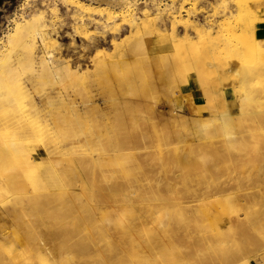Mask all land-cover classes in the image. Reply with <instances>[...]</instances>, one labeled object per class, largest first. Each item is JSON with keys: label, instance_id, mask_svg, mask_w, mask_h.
Listing matches in <instances>:
<instances>
[{"label": "rangeland", "instance_id": "obj_1", "mask_svg": "<svg viewBox=\"0 0 264 264\" xmlns=\"http://www.w3.org/2000/svg\"><path fill=\"white\" fill-rule=\"evenodd\" d=\"M83 1L87 2L88 0H83ZM89 1H90L89 3H91V4L105 5V6L113 8L114 10H121L123 8V5L121 4L122 0H115V1L111 0L112 2H108V0H104V1L103 0H89ZM157 1H159L160 3L162 2V4H164V3L170 4L171 3V1H169V0H157ZM231 1L232 0H174L173 1V8L175 11L178 8L182 9V7H183V9L181 11V13L183 15H181V13H180L181 17H179V19H177V20H179V21L181 20L180 22L186 23V22H184L185 20L190 21L193 19L192 20L193 22H195L199 27H202L204 30L206 29L207 32L205 30L203 32H200L201 33L200 36H197V34L194 33L195 30H193L191 28H185L184 29V27L182 28L181 26H179V27L176 26L177 28H175L176 29L175 37H177V38L174 37L173 40H171V38H170L171 37L170 35H172V32L170 30H168V29H170L172 19L169 15L166 16L165 14H163L160 11V7H159V9H157L158 7H156L155 2H153V0H137V3H138L137 11H138V13H140V10L142 8H145L147 11L150 10L149 13L146 11L147 12L146 16L150 22L147 24V26L138 21L139 23L137 25L130 24L127 26H123V29H121V30L119 29L120 31L117 29V28H120V26L118 24L119 20L122 17L120 14H117L113 18L114 21H113V19L110 20L108 25L106 26L105 20H104V14H102V15L85 14V15H83V18L80 19L77 16V14L79 12L77 10H75V8H73V6H70L69 4H67L64 0H44V3H42V0H35L34 2H33V0H11L10 2H6V3L4 2V3L0 4L1 5L0 34L5 33L7 30H9L11 28V26L13 24L12 19H21L24 16H28L30 14V12H33V13L36 12L37 13L39 11H45L46 12V18L48 19V20L46 19V23L48 25L50 24L47 27L49 29H50V27L52 28L50 30H52L53 32L50 31V33L52 32L51 35L54 36L58 41V47L56 46L53 50L54 59H57V58L62 59V60L64 59V61L72 69H75L76 71L79 70L78 71L79 73L81 71L86 73L84 75H81V77L68 76L67 78H65V79L62 78L60 80V79L53 78L49 74H46V75L44 73L42 75H41V73L36 74L37 72L35 73V71L32 68H28L29 66L32 65V64L29 65V60L24 61V59H23L21 61V64H17V63L15 64V66L16 65L20 66V67L17 66L18 68L16 67V69H17V70H15L16 74L14 73V77H16L15 82L19 83L17 85V87L18 88L20 87L21 90L23 89L26 91L25 100L33 99L35 101L37 109L39 108L38 109L39 112L37 113V115H35L36 117L34 116L36 120H38L41 123L42 122H44V123L53 122L54 123L53 128L51 130L47 131V132H50V134L48 133V135H51V136L53 135V137L48 136L45 133H43L40 137L35 139L36 141H31L27 136H20V138H16L14 136L12 137V133H10V130H6V131L3 130V131H0V134H1V136H0V142H1L0 148L4 147L6 145V143L8 144V143L12 142V140L13 141L17 140L20 142H24L22 144V146L25 149H27L29 156L31 155L30 157H32L34 159H41V158L47 157L46 151L41 149V148H37L36 150H33L32 148L36 144H38L39 146H42V145L48 143L47 141L50 138H52L53 140L51 139V143H50V145L52 146L51 147L52 153L56 154L55 152H57L58 150H59V152L56 155L53 154L51 156V158H49L50 163H51V168H49L47 166L42 168L41 173L43 174V176L45 174V176H44L45 178L43 177L45 179V181H44V179H42L41 181H44V183L46 185H44V183L42 182V183H40V185L37 184L34 187H29V186H31V185L28 186V184H30L29 183L30 181L28 179L26 180L24 178H20L19 179L20 185L24 186V189L21 188V189L16 190L17 192H13V194L8 195L0 203V208H1L0 213L4 216L3 218L0 217V248L2 247L1 250H3L2 251L3 253L0 252V253H2L1 255L3 257L1 256L0 258H1V260H2V258L3 259L5 258L3 260L4 262L0 260V264L1 263L2 264L3 263H5V264H29V263L30 264H36V263L37 264H101L102 263V264H104V262L99 263V261L103 260L102 259L103 256L108 255L106 245L104 246V242H106V239L110 238V241L114 240L113 242H115L119 247H121V249H122V247H126L127 250H131L129 248H131L132 246L128 245V243H129L128 240L130 241L131 244H133V242L130 239L131 238L130 232H128L129 235H128V233L127 234L121 233V232H127L126 227L128 228V226H130L129 224L133 225V228L135 227V229L138 226L137 227L138 230L137 229L134 230L133 236H135L134 238L136 240L139 239V242H137L139 244V246H137V248H139L140 250L139 249L137 250L139 255L137 253H135L131 257H128L130 260H128L127 257L126 258L123 257L124 259L122 258L124 261L125 260L130 261V262H128V264H130V263L133 264V263H137V262H140V263L145 262L147 264H163V263L166 264V262L168 264H170V263L171 264H174V263H176V264H189V263H187L189 261H191L190 264H196L198 261H194V263H193V260H190V258L195 260V257H198V256H195V257L192 256V253H191L192 247L189 246L191 248H188V245H190V243L188 242V238L190 235H188V237H186L187 234L189 233V234H191V236L196 235V233L194 234V232H198V231L199 232L204 231V233H206V232L208 233L210 231V233H211V226H210L211 220L208 219V216L211 215V216H209V218H212V216L214 215L213 213H215V211H214L215 209H212V208H215L214 203H216L218 206V202H213V201L214 200L216 201L218 199L219 202H221V201L223 202L224 198H226V197H231V198L233 197V198L237 199V197H235L234 193L238 195L237 201L239 202L238 205L240 207L237 206L238 207L237 208L235 206L236 207V209H235L236 213L231 214V219L222 224V226L224 227V228L221 227V229L223 228L222 233L223 234L225 233L224 235L228 236L229 238L235 237L236 235H237L236 237H238L239 235L236 232V231H238V230H236V229H238L237 225L242 226V228H241L242 230L239 229V231L240 232L242 231L243 234H245L244 231H246L245 227L247 229V233L252 232V230H253L252 233L254 234V233H257V231H258L257 234L253 235V236L256 235L254 237L255 239L253 238L252 233H249L251 235V236L250 235L249 236L251 238H253L252 241L248 238L247 233L245 235L242 234L243 236L241 239V241H242L241 243H242L243 247H242L241 243L239 242L238 244H239V247L241 246V248H238L236 252L240 251L241 256H243L244 259H247L249 262H251V264H259V263L263 264V261L261 259L260 254H261V252H263L262 254L264 255V237H263V235H264V231H263L264 230V228H263L264 217L263 216L264 215L262 216V214H264V210H263L264 209V207H263L264 206V200H263V203H261L262 198H263L262 194L264 195V178H263V176H264V171H263L264 170V134L261 135V134H257V132H253V133H251V132L259 130V129H257L259 125L260 126L262 125V127H264L263 121L261 122V119L264 118V73H263L264 72V65L258 64V65H261V66H258L256 64L253 69L252 68L250 69L249 72H246L248 67L243 66V71L246 72V74H247L246 78L243 79V81L239 80V79L233 80L234 75L229 73V72L222 75V76H220L218 74L221 67H223L222 64H224V60H226V52H225L226 50H225V47H224V44L222 41H223V39L225 40V38H230L229 36L233 35V34L226 35L225 31H221L223 29V26H225V24L228 22V20H231V19H228V17H225L227 15V14L225 15V13L228 10H230L234 13L238 12V11H236L237 10L236 7H234V5L231 4L233 1L232 2ZM236 1H240V0H236ZM236 1H234V2H236ZM180 2H182L184 5H182ZM222 2L224 3V5ZM234 2H233V4H234ZM179 3H180V5H179ZM225 4H226V6L228 5L227 8H225ZM174 5L176 8L174 7ZM28 6L30 7V10L27 8ZM54 6H56V8ZM31 7H32V9H31ZM50 7L52 8V10L57 9L58 13L51 14L50 13V11H51ZM251 7H252V5H251ZM38 8H41V9L38 10ZM191 10L194 13V15L193 14L191 15V13H190ZM194 10L196 12H194ZM186 13H188V14L190 13L189 16H191V17L186 15ZM222 13L224 14V16H221ZM184 14L186 16H184ZM55 15H56V17H55ZM180 18H182V19H180ZM222 18L224 19L225 23H224ZM208 19H209V21H208ZM221 19H222V22H221ZM218 21L221 22L220 23L221 26L224 23L221 30H220L221 27H218L219 26L217 23ZM198 22L200 24H198ZM208 22H210V23H208ZM207 25L213 26V28L209 29V27ZM137 27H138V29H137ZM82 28H84L87 31V35L89 34L88 35L89 38H86V37H84V35L78 33V31L81 30ZM240 28L242 29V27H240V26L238 27V29L236 27L237 30H240ZM111 29H112V31H111ZM116 29H117V32H116ZM146 30L148 33L146 32ZM220 32H223L222 33L223 35L220 34ZM186 34L192 35V37H193L192 42L187 46L185 45V37H184ZM181 35L183 37H181ZM139 36L141 37V39L143 38L145 40V45L142 46L145 49L144 48H140V49L136 48V44L134 42H138L140 40ZM209 36H210L211 40H210ZM135 37L136 38L139 37V39L137 38V40H136ZM134 38H135V40H134ZM216 39L217 40L219 39V40L217 41ZM161 40H167V41H165L164 47L161 46V43H162ZM121 41H122V43H121ZM210 41H212L213 43H211ZM220 41L222 42V44ZM207 42L208 43L210 42L211 44L209 45ZM131 46L132 47L135 46L134 47L135 49L134 48L131 49L132 48ZM196 46H198L199 49H197L198 47L196 48ZM211 46H213V47H211ZM178 47H179V49H181L179 51H182V52L184 51V47H189V48L191 47L190 49L196 48L195 50L200 54V56L198 55V60L196 61V63L184 61V58L182 57L183 53L178 51ZM209 47H211V48L209 49ZM102 48H103V50H102ZM113 48H114V50H113ZM101 50L103 52H101ZM36 51L37 52L35 54V58L38 57L39 54H41L40 49H37ZM127 51H128V53H127ZM97 52L99 55L97 54ZM111 52H113V53H111ZM107 53H109V54H107ZM143 55H145V56H143ZM92 56L97 57V58L99 57L101 61L98 60L99 58L95 59V61H93ZM106 57H109V58H106ZM144 57L145 58L147 57V59H145ZM203 58H205V59L202 60ZM102 59L104 60V62L105 61L106 62L113 61V63L110 62V64L112 63L110 65L109 63L105 62V64H107L106 66H108V68H106V66L104 65L105 67L102 70V68H103L102 67V62H103ZM200 59L202 60L201 62H200ZM207 59H209V60H207ZM238 59H240L239 56H235L233 61L235 62ZM99 61H100V63H99ZM127 61H129L130 63ZM168 61H170V63ZM207 61H209V62H207ZM198 62H200V63H198ZM218 63H219V66H218ZM248 63H250V62H248ZM248 63H246V65ZM26 64H27V66H26ZM94 64H95V67H94ZM196 64H197V66H196ZM250 64H252V63H250ZM250 64H248V66ZM98 66H99V68H98ZM100 67H102V68H100ZM214 67H216V68H214ZM83 68H86V70L85 71L82 70ZM112 68H114V69H112ZM195 68H197V69H195ZM108 69H109V71H108ZM33 71H34V73H33ZM108 72H110V73H108ZM212 73H214V74H212ZM135 75H137V76H135ZM256 76H257V78H256ZM14 79L15 78H13L12 82L14 84H16L14 82ZM169 80H170V82H169ZM130 81L133 83H131ZM167 81L169 82L170 86H169ZM129 83H131V84H129ZM183 83H186V84H183ZM225 83H227V85ZM15 88L16 87H13V89H15ZM18 88H17V90H20ZM203 90H206L207 93H205V91H203ZM208 90H211L213 92L215 90V93L213 95V97L216 96V97H214V101H215V109L214 110L213 109L208 110L206 107L201 105L202 103H204L206 97L208 98L209 96H211L209 94ZM245 90H253V94L254 93L256 94V95L254 94L256 97L255 98L256 102H252V100L244 98ZM169 91H171L172 93ZM222 91H223L222 96H225L227 99L226 98L222 99V97L220 95V93ZM48 94L51 96L50 98L46 97V95H48ZM59 95H61V97H64V98H61ZM148 95L150 97H148ZM188 95H191L192 98L191 97L188 98ZM66 96H67V98H66ZM218 98H220V99H218ZM118 99H120V100H118ZM72 102L76 106L78 105V108L80 109L79 110L80 112L77 113L78 115L76 114L77 117L74 116V118L73 117L71 118V116H73V115L71 114L70 107H69V105H71ZM248 102L250 103L251 107L255 106L256 103L259 104L260 106L258 107V105H256L257 109H256V107H252V108L250 107V110H249V107H248L249 104H247ZM194 103H197V104H194ZM150 104H152V105H150ZM191 104H192V106L190 107ZM83 105L85 108L82 109ZM111 105H113V106H111ZM90 106H92V108ZM251 109H252V113H254V114L256 113V115L259 116V118H256V117L255 118H247L246 117L247 112L250 113ZM253 110H256V111L254 112ZM242 111L245 114L244 113L242 114ZM224 112H229V115H228L229 119L226 118V120H229L227 122L231 123V124L228 123V127H230V133H226L225 135L219 134L217 128H214L216 123L221 120L220 114L224 113ZM69 113L71 114V116L69 115L70 119H69V116L66 117L64 115V114L68 115ZM79 114H81V115H79ZM54 118L55 119L57 118V122H59V123H57ZM205 118L208 119L207 120V127H206L207 130L203 131L200 127V121H203V119H205ZM230 118H232V119H230ZM76 120L78 121V123ZM191 120H193V122ZM81 121H83V123H81ZM131 121H132V123H131ZM215 121H216V123H215ZM75 122L78 125L75 124ZM60 123H61V125H60ZM112 123H116V124H114V126H113ZM184 123L186 126L184 125ZM118 125H120L121 128L120 127L116 128V126L118 127ZM196 125H198L197 128L195 127ZM213 125H214V127H213ZM114 127H115V130L117 133L115 132ZM55 128H57V129H55ZM133 128H134V130H133ZM135 128H137V129H135ZM198 128L201 129V130H199V132L201 131L200 134H202V135H200L199 132L197 131ZM206 128H204V129H206ZM210 128H211V130H209ZM80 129H82V130H80ZM117 129H119V130H117ZM231 129H232V131H231ZM262 129H264V128H262ZM52 130H53L54 134H51ZM166 130L169 133H167ZM171 130H173V131L171 132ZM244 130H247V131H244ZM2 132H4V133H2ZM135 132H137L138 134ZM162 132H164V133H162ZM203 132L205 134H203ZM71 134H73L76 137V139L77 138L79 139L80 138L79 136L81 135V138L79 140L78 139L76 140L75 137H73V135H71ZM134 134H135V137H134ZM136 134L139 136H137ZM252 134H253V136H251ZM62 135H63V137H62ZM94 135H96V136H94ZM174 135H177V136H174ZM200 136H201V138H200ZM120 137H121L122 142H120V140H119ZM237 137H239V138H237ZM140 138H142V139H140ZM156 138H158V139H156ZM160 138H162V139H160ZM86 139H88L87 140L88 142L85 141ZM198 139H200V140H198ZM208 139H209V141H208ZM236 139H237V141H236ZM206 140H207V142H205ZM124 141H126V142L131 141V142L130 143L128 142V145H127V143ZM201 141L203 143L204 142L205 143L202 144ZM81 142H84V143H81ZM136 142H137V144H136ZM162 142H163V144H162ZM123 143H126V144H123ZM53 144H56V146ZM83 144H85V145H83ZM120 144H123V147L124 146L125 147L122 148L120 146ZM143 144H145V145H143ZM147 144H149V146H147ZM76 145H78L79 147ZM165 145L169 146V148L166 146L168 148L167 151H165L167 149V148H165ZM194 145H195V147H192ZM153 146L155 147V149ZM176 146H177V149H176ZM68 147H69V149H66ZM112 147H114V148L112 149ZM151 147L153 150L151 149ZM163 147L165 148V150L163 149ZM107 148H109V149H107ZM261 148H263V149H261ZM114 149H116V150H114ZM53 150L54 151L56 150V151L54 152ZM105 150H108V151H105ZM210 151H212V152H210ZM113 152H114V154H113ZM254 152H255V154H254ZM84 153H86L87 155L86 154L84 155ZM232 153H233V155H232ZM235 153H237V155ZM257 153H258V155H256ZM88 154H89V157H88ZM244 154L245 155L247 154L246 157H244L245 156ZM250 154H251V156H250ZM91 155H92L93 160L98 159V161H99V159H100L101 161H99V162H101L102 165L101 164L99 165V163H98L97 164L98 166L96 165L97 167H95L93 163H90L91 162L90 161ZM194 155H195V157H193ZM82 156H83V158H81ZM131 156H132V158H134V157L135 158L132 160ZM138 156H140V157H138ZM190 156H191V158H190ZM87 157H88V159H87ZM103 157H105V158H103ZM85 158L87 161H89L88 162L89 164H87V165H85L86 164V162L84 161ZM185 158H187V159H185ZM136 159H137V162H136ZM239 159H240V161H239ZM75 160L76 161L80 160V161H78L79 163H76ZM15 161L16 160H14V158H12L10 155H7V154L5 156H3L2 160H0V171L5 174V177L7 176L6 178L15 177L14 175L17 173L16 172V166L17 165H16ZM133 161H135V162H133ZM70 162H73L74 164L70 163ZM180 162H181V164L179 165ZM182 162H184L185 164L182 165ZM134 163H136V164H134ZM260 163H261V165H260ZM68 164L73 165V166L71 165L72 169H68ZM218 164H219V167L217 166ZM83 165L86 166L87 169L88 168L90 169V170L88 169L89 172L87 170H85L86 167H84ZM136 165L139 166V169L136 168L137 170L134 169ZM169 165H171V166H169ZM256 165H259V167L261 169L259 167L255 168ZM132 167H133V170H132ZM207 167L209 168V170ZM52 168H53V170H52ZM96 168H98V169H96ZM105 168H106V170H105ZM151 168H152V170H150ZM157 168H159V169H157ZM44 169H46V170H44ZM64 169L67 171H65ZM74 169L76 170L75 175L73 173ZM92 169H94L96 173L93 172ZM142 169L144 172L141 171ZM169 169H170V171H169ZM68 170L71 173H67L68 175H66L67 176V178H66L65 173L69 172ZM45 171H46V173H45ZM64 171H65V173H64ZM100 171H101V173H100ZM122 171H126V172L128 171L127 172L128 176H126V174H125L126 172L123 173ZM140 171L143 175L140 173ZM148 171L150 172V174L148 173ZM156 171L158 174L156 173ZM248 171H250V172H248ZM98 172L100 173L99 175H101L100 178H98L99 177ZM79 173H81V175ZM240 173H242V174H240ZM249 173H250V175H249ZM253 173H255V174L253 175ZM9 174H11V175H9ZM69 174H71V175H69ZM83 174L86 176V178L84 177ZM87 174L91 175L89 177H92V175H93V179H95V180L93 181L92 178H91V180L88 179L89 177L87 176ZM167 175H168V177H169V175H171L172 178L166 177ZM199 175H200V177H199ZM78 176L82 180H84L83 182H81L82 183L81 186L85 184L84 185L85 187L79 186L80 182L78 183V181H77V179L79 178ZM115 176H118L117 177L118 181H117V178ZM144 176L146 177V179ZM241 176L243 178H241ZM125 177L128 178L129 181ZM68 178H70L69 179L70 182H69ZM97 178H98V181H97ZM119 178L121 180H119ZM215 178L218 180H216ZM253 178H254V181L252 182ZM236 179H237L238 183L236 182ZM255 179H257V180H255ZM134 180H136V181L134 182ZM41 181H39V182H41ZM72 181H73L74 185L72 184ZM74 181L77 183H75ZM116 181L119 183H117ZM121 181H122V183H121ZM219 181L220 182L223 181V182L220 183ZM52 183H53V185H52ZM97 183L99 184L98 186H97ZM169 183H170V185H169ZM241 183H244V184H241ZM41 184L43 185V187ZM50 184H51V187L49 188L48 186ZM102 184H104V185L102 186ZM107 185H108V187H107ZM219 185H220V187L221 186H227V185L229 186L228 191H226V192L223 191V192H221V194L216 193V194L220 195L219 196L220 198L217 195L215 196V194L213 195L212 193H210V191H212L214 188L215 189L213 191H215L216 188H219L218 187ZM39 186H41L42 189L36 191L37 190L36 188H39ZM109 186L115 187L114 191L118 190L117 191L118 193L114 192V194H113L112 193L113 191H111L110 189L108 191ZM45 187H47L48 190ZM95 187H96V190L94 189ZM104 187H107V188H104ZM102 188H104L103 189L104 191H102V194L106 193V192L108 194L106 193V194L101 195ZM33 189L34 190L36 189L35 190L36 192L33 191ZM192 189H193V191H192ZM209 189H210V191H209ZM142 190H143V193H142ZM183 190L187 191L186 192L187 195L189 193L193 196L196 195L195 196V198H196L195 203H198V204L202 203L204 205V207H203V208H205V210L203 211L204 213H196L194 218H193V216L191 217L192 214L185 215V213L182 209L177 211L178 205L182 204L180 202H183V200L186 199V194H185V191H183ZM21 191H24V192H21ZM65 191L68 193V195H66ZM72 191H73V193H72ZM88 191H91L92 193L91 192L89 193ZM98 191H100V194L98 193ZM109 192H111V193H109ZM144 192H145L146 196L144 195ZM52 193H54V194H52ZM70 193H71V195H70ZM85 193L86 194L88 193V194L85 195ZM94 193L96 194L95 196H94ZM244 193L247 195L242 196ZM38 194L40 195V198H39ZM50 194L53 195L51 199H53V197L55 199H53L52 200L53 202H52V201H50L51 199L49 198V199H47L48 200L47 201L48 203H47L45 197H49V196L51 197ZM55 194H56V196H55ZM138 194H140V195H138ZM182 194H185V195H182ZM24 195H26V196L28 195L27 198L29 197L30 199L29 198L28 199L31 200L32 202H30L29 200L27 201L26 200L27 198L23 197ZM44 195H45V197H44ZM89 195H91V198L89 197ZM252 195H254V196H252ZM259 195L262 197L259 198ZM16 196H19V197H16ZM30 196H33V199ZM67 196L70 198L69 200H68ZM79 196H80V198H79ZM104 196L106 197V200H105ZM107 196H108V198H107ZM114 196H115V198H114ZM246 196H249L252 199L255 198L256 200L255 199L254 200L257 203H255L254 200L252 201V199H251L249 201L250 204L247 203L248 204L247 205L245 202V201L248 202V200H245L247 198ZM21 197L23 199L26 198L25 201L22 200L23 201L22 202ZM35 197L38 199V202H37V199H35ZM92 197H95L94 200L92 199ZM209 197H211V198H209ZM241 197H243V198H241ZM19 198H21V199H19ZM102 198L104 200H102ZM110 198H112V199L114 198V200H112ZM16 199H17V201H16ZM96 199H98V200H96ZM188 199H190V198H188ZM66 200H68V201H66ZM89 200H91V202ZM95 200L97 201V203ZM49 201H50V205H49ZM258 201H260V202H258ZM25 202H27V203L29 202V203L26 204ZM99 202H103V203L101 204ZM122 202H124V203H122ZM243 202L246 204L245 206L243 205L244 204ZM92 203H94V204H92ZM207 203L208 204L212 203V204L207 205ZM259 203H261V204L259 205ZM72 204L73 205L75 204V205L73 206ZM88 204H89V206H88ZM174 204H175V206L177 205V207H175ZM42 205H44V206L42 207ZM70 205H72V206H70ZM147 205H150L148 210L146 207ZM24 206H27L29 208L27 209V207H24ZM92 206H93V208H92ZM241 206L242 207L244 206V207L241 208ZM249 206L250 207L252 206V209H254L253 211L251 210L252 212L248 211L251 209V208L249 209ZM22 207H24L25 209ZM35 207H37V208H35ZM75 207L78 209V212H77V209L74 211ZM95 207H97L96 210H98V211L100 209L99 207H102L100 209L101 211L103 209H106L108 211V209H109L108 213H110V215L112 214L113 216H115V217H113L111 215L114 218V220H116L117 224L115 223L114 226H113V223L109 224L112 221H114L113 218L110 217L111 218L110 219L107 217V219H109V220H107L105 218L106 214L104 215L105 210H103L101 213L98 211H96V213H95V211H94ZM121 207H122V209H121ZM206 207L208 208L207 211H206ZM247 207H248V209H246ZM259 207H261L262 210H261V208L259 209ZM90 208H92L93 210ZM239 208L243 209V210L240 211ZM9 209L11 212L9 211ZM117 209H119V210H117ZM25 210H27V211H25ZM3 211H5V212H3ZM28 211L30 212V214ZM91 211H93V212H91ZM237 211H240V212L237 213ZM243 211H246L247 213L246 212L244 213ZM26 212H27V214L25 215ZM242 212H243V214H242ZM69 213H70V215H69ZM102 213H103V215H102ZM120 213H122V215L119 216ZM257 213H259L261 215H259V217H258V216H256ZM1 214H0V216H2ZM181 214H183V217L181 216ZM88 215H90V216H88ZM237 215L239 217H237ZM248 215L251 217H249ZM20 216H22V217H20ZM86 216H88V217H86ZM254 216H256V217H254ZM260 216L263 217L262 221L258 219V218H260ZM99 217H102V218L104 217L105 219H102ZM137 217L140 218L139 221H141V222L137 221L139 219V218L137 219ZM146 217H148V218H146ZM151 217H153V218H151ZM242 217H244V218H242ZM248 217H249V220H248ZM86 218H88V219H86ZM163 218H165V219L167 218L166 220H167V223H169L168 225H167V223L161 224V222H162L161 220ZM179 218H181V219H179ZM239 218H240V220H239ZM250 218H251V220H250ZM100 219H102V220H100ZM151 219H152V221H149ZM183 219L185 221H182ZM104 220H107L108 222H105ZM110 220H111V222H110ZM243 220H245V221L243 222ZM247 220L249 223L244 225V223ZM258 220H259V222H256ZM77 221L78 222L80 221L81 224L84 221L83 222L84 225L87 222H88V224H86L85 226L81 225L83 229H80L81 228L80 224L78 223V225H79L78 226L76 223ZM179 221L181 223V224L179 223V226H180L179 229L182 228L181 225H183V227H184L181 230L178 229V223H177V227H176V223H175V222H179ZM229 221L231 224H228ZM106 223H108L109 226ZM140 223H141V225H139ZM170 223H172V225ZM256 223H257L258 227H257ZM75 224L78 227L75 226ZM101 225H103V226L100 230ZM165 225L167 226V228ZM230 225H232V226L230 227ZM235 225L237 228L235 227ZM247 225H250L251 228H250V226L247 227ZM255 225H256V227H255ZM260 225H262V226H260ZM87 226H88V228H87ZM170 226H171V228H170ZM26 227H28L29 229ZM107 227H108V229H106ZM114 227H115V230H114ZM19 228H20V230H19ZM109 228L111 231L109 230ZM203 228H204V230H203ZM49 229H51V231ZM117 229L119 230L118 231L119 233L115 232ZM174 229H178L180 232L178 230H174ZM261 229H263V230H261ZM83 230L86 231L87 233L84 232ZM87 230L90 232L88 233ZM103 230L104 231L106 230V232H108V233H106V232L103 233ZM121 230H123V231H121ZM184 230L188 231V233L185 232ZM224 230H226V231H224ZM255 230H256V232H255ZM64 231H66V232H64ZM101 231H102V233H100ZM135 231H137L138 233L136 234ZM164 231H166V232H164ZM67 232L70 235L69 236L70 239L67 238L68 236L65 239V236L68 235ZM110 232H112V235ZM155 232H157V233L159 232V233L156 234ZM175 232H176V234H175ZM47 233L49 235L53 233V235H51L49 237ZM84 233H85V235H84ZM114 233L120 234V236H118ZM184 233H185V236L182 239L183 236L181 237V235H184ZM260 233L263 235H261ZM2 234H4V235H2ZM228 234H230V235H228ZM98 235H99V237H98ZM101 235H102V238L100 237ZM136 235H137V237H136ZM176 235H178V236H176ZM85 236H87V238ZM103 236H104V238H103ZM105 236H108V237L106 238ZM257 236H259V237L262 236V237L257 239ZM126 237H129V238L125 239ZM155 237H157V238H155ZM171 237H173V238H171ZM56 238L58 241L56 240ZM120 238H124V239H122V243L120 242L121 240L120 241L118 240L120 242V244H119V243H117L118 241L115 239H120ZM151 238H153V239H151ZM262 238H263V240H261ZM81 239H84V241H85V239H87L89 244L87 245V243H84V241H83V243H84L83 248H81V249H80V247L74 248V245L78 242V240H79V244H82ZM150 239H151V242H150ZM243 239H245V240H243ZM92 240H93V242H92ZM123 240H125V241H123ZM146 240H147V242L149 241L150 243L146 244V242H145ZM177 240H178V242H177ZM260 240H261V242H260ZM64 242H66V244ZM67 242L69 244H67ZM126 243L128 246L126 245ZM140 243L142 244L141 247H140ZM171 243H173V244H171ZM246 243H248V245ZM149 244H151V246ZM152 244H153V246H152ZM157 244L159 246L162 245L161 246L162 248L159 246H156ZM170 244H171L172 248H174V252L171 250L172 248L170 247ZM66 245L69 247H70V245L71 246L73 245V247H70V248H72V249L74 248L75 253L72 252L71 249L69 247H67ZM94 245H96V246H94ZM85 246H88L89 249H88V247H85ZM167 246H169V247H167ZM186 246H187V248H186ZM248 246H250V248H248ZM103 247H104V249H101ZM149 247H151V248H149ZM154 247H157L158 250L156 248L154 249ZM179 247H181V249ZM198 247H197L198 249L202 250V251H200V250L196 249L197 251H199V253L200 252L202 254L206 253V252H204V251H206L204 248V245L200 244ZM58 248H59V250H58ZM132 248H134V246ZM164 248H166V249H164ZM61 249H63V250H61ZM144 249H146V251ZM151 249H152V252H151ZM177 249L178 250L180 249V250L178 251ZM247 249H248V251H247ZM255 249H257V250H255ZM86 250H90V251H86ZM101 250L103 251L102 254H101V252H102ZM155 250H157V251H155ZM159 250L160 251L163 250L161 252H164V253L161 254L159 252ZM181 250H183L182 251L183 253L181 252ZM188 250H190L189 251L190 253L187 254ZM193 250H194V248H193ZM82 251H85L86 253H84ZM104 251H105V253L107 252V254H105ZM140 251H142V252H140ZM167 251H168V253H167ZM242 251H243V253H242ZM250 251L252 253H250ZM155 252H157V253L155 254ZM92 253H93V255H92ZM141 253H143V254H141ZM150 253H152V254L149 255ZM199 253L197 255H199ZM176 254H177V256H179V255L180 256L177 257ZM194 254L196 255V253L193 252V255ZM202 254H200V255H202ZM242 254H244V255H242ZM32 255H33V257H32ZM91 255H92V257H91ZM239 255H238V257H239ZM170 256L171 257L174 256L176 258H174V257L171 258ZM187 256L189 257L188 261L186 258ZM31 257H32V259H31ZM180 257H181L182 261H179ZM95 258L97 259V261ZM166 258L168 261L166 260ZM198 258H196V259L198 260ZM172 259H173V261H172ZM241 260L242 259H240L239 262ZM121 264H127V263L121 262Z\"/></svg>", "mask_w": 264, "mask_h": 264}, {"label": "bare ground", "instance_id": "obj_2", "mask_svg": "<svg viewBox=\"0 0 264 264\" xmlns=\"http://www.w3.org/2000/svg\"><path fill=\"white\" fill-rule=\"evenodd\" d=\"M67 4H69L70 6H73V8H75V10H77L79 13L77 14V16H78V18H80V19H82L83 18V15H85V14H98V15H102V14H104V20H105V25L107 26L108 25V23H109V21L110 20H112L117 14H120L122 17H121V19L119 20V26H120V28H117L118 30L120 29H123V26H127V25H130V24H134V25H137L139 22H141L142 24H145L146 26H147V24L148 23H150L149 22V19L147 18V12L149 13V11H147L145 8H142L141 10H140V13H138V11H137V5H138V3H137V0H122V2H121V4L123 5V8L121 9V10H114L113 8H111V7H108V6H105V5H97V4H91V3H89V2H84L83 0H64ZM169 1H171V3L170 4H162V2L160 3L159 1H157V0H153V2H155V5H156V7H158L157 9H159V7H160V11L163 13V14H165L166 16H170L171 17V19H172V23H171V26H170V29H168V30H170L171 32H172V35H170L171 37V40H173V38L175 37V32H176V29L175 28H177L176 26H181L182 28L184 27V29L185 28H191V29H193V30H195V32L194 33H196L197 34V36H200L201 35V33L200 32H203V31H205L202 27H199L195 22H193L192 20H188V21H184V22H186V23H183V22H180L179 20H177V19H179V17H181L180 16V13H181V11H182V9H183V7H182V9L181 8H178L176 11L174 10V8H173V1L174 0H169ZM233 2L234 1H236V0H232ZM231 1V2H232ZM224 2V1H223ZM222 2V3H223ZM230 2V3H231ZM233 2L231 3L232 5H234V7H236V11H238V12H232V11H230V10H228L226 13H225V17H228V19H231V20H228V22L225 24V26H223L224 25V23H225V21H224V19H223V21H224V23H223V29H222V26H221V22H222V19H221V22H217L218 23V27H221L220 28V30L221 31H225V33H226V35H231V34H233V35H231V36H229L230 38H225V40L223 39V44H224V47H225V52H226V60H224V64H222V66L223 67H221V69L219 70V75L220 76H222V75H224V74H226V73H231V74H233L234 75V77H233V80H242L243 81V79H245L246 78V72H249L250 71V69L252 68H254V66L257 64H261V65H264V38H260V37H256V36H254V33H253V29H254V24H255V22L256 21H258L259 19H260V17H261V15H262V13L264 12V9L262 8V7H259V8H252L251 7V5L253 4V3H255V2H260V4H261V1L260 0H240V1H236V2H234V4H233ZM262 2H263V0H262ZM64 3V2H63ZM182 5H184L182 2H180ZM180 3H179V5H180ZM226 3V2H225ZM228 4V3H227ZM223 5H224V3H223ZM229 5V4H228ZM227 5V6H228ZM57 6V5H56ZM56 6H54L55 8H56ZM227 6H226V4H225V8H227ZM174 7H175V5H174ZM224 7V6H223ZM231 7V6H230ZM256 7V6H255ZM29 10H30V7L28 6L27 7ZM51 8V7H50ZM176 8V7H175ZM57 10V9H53L52 10V8H51V11H50V13L51 14H55V13H58V10L55 12V11ZM147 11V12H146ZM158 11V10H157ZM222 11V10H221ZM156 12V11H155ZM154 12V13H155ZM194 12H196L195 10H194ZM219 12V11H218ZM223 12V11H222ZM191 15L193 14L194 15V13L192 12V10H191ZM190 13L188 14V13H186V15H190ZM198 13V12H197ZM221 13V12H220ZM241 14V15H240ZM181 15H183L182 13H181ZM185 14H184V16H186ZM196 15V14H195ZM165 16V17H166ZM183 16V17H184ZM221 16H224V14L222 13V15ZM55 17H56V15H55ZM182 17V18H183ZM189 17H191V16H189ZM58 18V17H57ZM182 18H180V19H182ZM188 18V17H187ZM46 12L45 11H39V12H35V13H33V12H30V14L28 15V16H24V17H22L21 19H12V21H13V24H12V26H11V28L9 29V30H7L5 33H2V34H0V131H3V130H10V133H12V137L14 136V137H16V138H20V136H27L31 141H36L35 139L36 138H38V137H40L43 133H45L46 135H48V133L50 134V132H47L48 130H51L52 128H53V125H54V123L53 122H50V123H44V122H39L38 120H36L35 119V115H37V113L39 112L38 111V109H37V107H36V103H35V101L33 100V99H31V100H25V97H26V91L25 90H21L20 89V87L18 88L17 87V85L19 84V83H16L15 82V80H16V77H14V73H15V70H17L16 69V67L18 66V67H20L19 65H16L15 66V64L17 63V64H21V61L24 59V61H28L29 60V65H31V66H29L28 68H32L34 71H35V73L36 74H38V73H41V75L44 73L45 75L46 74H49L50 76H52L53 78H56V79H65V78H67L68 76H73V77H81V75H84V74H86V73H84V72H78V71H76L75 69H72L71 67H69L68 66V64L64 61V59L62 60V59H54V57H53V50H54V48L57 46L58 47V41H57V39L54 37V36H52L51 35V33L53 32L52 30H50V29H52L51 27H50V29L47 27V26H49L47 23H46ZM167 19V18H166ZM186 19V18H185ZM48 20V19H47ZM113 21H114V19H113ZM139 21V22H138ZM198 21V20H197ZM208 21H209V19H208ZM51 22V21H50ZM213 22V21H212ZM183 23V24H182ZM208 23H210V22H208ZM207 23V24H208ZM198 24H200L199 22H198ZM215 24V23H214ZM213 24V25H214ZM209 25V24H208ZM207 25V26H208ZM212 25V24H211ZM1 26V25H0ZM118 26V27H119ZM150 26V25H149ZM215 26V25H214ZM242 27V29L240 28V30H237L238 29V27ZM209 27V29L211 28H213V26H208ZM236 27H237V29H236ZM148 28V27H147ZM207 28V27H206ZM117 29H116V32H117ZM136 29V28H135ZM137 29H138V27H137ZM149 29V28H148ZM219 29V28H218ZM237 31H236V30ZM119 30V31H120ZM219 30V31H220ZM234 32H233V31ZM50 31H52L51 33H50ZM111 31H112V29H111ZM210 31V30H209ZM218 31V30H217ZM55 32V31H54ZM146 32H147V30H146ZM170 32V33H171ZM206 32H207V30H206ZM77 33V32H76ZM78 33H80V34H82V35H84V37H86V38H89L88 37V35H87V31L84 29V28H82L81 30H79L78 31ZM110 33V32H109ZM113 33V32H112ZM148 33V32H147ZM150 33V32H149ZM152 33V32H151ZM169 33V34H170ZM193 33V32H192ZM223 32H220V34H222ZM224 33V34H225ZM144 34V33H143ZM177 34V33H176ZM223 35V34H222ZM141 36V35H140ZM139 36V37H140ZM139 37H137L138 39H139ZM179 37V36H178ZM181 37H183L182 35H181ZM185 45L187 46V45H189L191 42H192V35H189V34H186L185 36ZM222 37V36H221ZM136 38V37H135ZM135 38H134V40H135ZM137 38H136V40H137ZM175 38H177V37H175ZM209 38H210V36H209ZM217 38V37H216ZM175 40V39H174ZM210 40H211V38H210ZM217 40V39H216ZM219 40V39H218ZM217 40V41H218ZM133 41V40H132ZM165 41H167V40H161V46L162 47H164L165 46ZM114 42V41H113ZM124 42V41H123ZM211 43H213L212 41H210ZM208 43L209 45L211 44V43ZM221 42V41H220ZM222 42H221V44H222ZM112 43V42H111ZM116 43V42H115ZM121 43H122V41H121ZM128 43V42H127ZM135 44H136V48H138V49H140V48H144V47H142V46H144L145 45V40L142 38L141 39V37H140V40L138 41V42H134ZM181 43V42H180ZM133 44V43H132ZM134 44V45H135ZM117 45V44H116ZM192 46V45H191ZM204 46V45H203ZM214 46V45H213ZM213 46H211V47H213ZM120 47V46H119ZM130 47V46H129ZM132 47V46H131ZM135 47V46H134ZM134 47H132L131 49H133ZM198 46H196V48H197ZM211 47H209V49L211 48ZM191 48V47H190ZM189 47H184V51L182 52V51H179V50H181V49H179V47H178V51L179 52H181V53H183V58H184V61H189V62H191V63H196V61L198 60V55L200 56V54L195 50V49H190ZM37 49H40L41 51V54H39L38 55V57H36L35 58V54H36V50ZM130 49V50H131ZM135 49V48H134ZM145 49V48H144ZM197 49H199V47L197 48ZM203 49V48H202ZM201 49V50H202ZM99 50V49H98ZM102 50H103V48H102ZM101 50V52H103ZM113 50H114V48H113ZM114 52V51H113ZM113 52H111V53H113ZM116 52V51H115ZM141 52V51H140ZM127 53H128V51H127ZM203 53V52H202ZM96 54V53H95ZM97 54H98V52H97ZM107 54H109V53H107ZM145 54V53H144ZM205 54V53H204ZM55 55V54H54ZM99 55V54H98ZM101 55V54H100ZM147 55V54H146ZM97 56V55H96ZM143 56H145V55H143ZM178 56V55H177ZM235 56H239V58L240 59H238V60H236L235 62L233 61V59L235 58ZM129 57V56H128ZM139 57V56H138ZM148 57V56H147ZM147 57L145 58V59H147ZM162 57V56H161ZM212 57V56H211ZM99 58V57H98ZM97 57H94V56H92V59H93V61H95V59H98ZM106 58H109V57H106ZM141 58V57H140ZM151 59V58H150ZM205 58H203L202 60H204ZM98 60H100V58L98 59ZM108 60V59H107ZM170 60V59H169ZM182 60V59H181ZM201 59H200V62L202 61ZM207 60H209V59H207ZM92 61V62H93ZM101 61V60H100ZM100 61H99V63H100ZM102 61L104 62V60L102 59ZM125 61V60H124ZM163 61V60H162ZM20 62V63H19ZM68 62V61H67ZM102 62V67H100V68H102V70L104 69V67L107 65V64H105V62L103 63ZM110 62H112L113 63V61H110ZM110 62H106V63H109L110 64ZM127 62H129V61H127ZM169 63H170V61H168ZM167 62V63H168ZM200 62H198V63H200ZM207 62H209V61H207ZM248 62H250V63H252V64H250V63H248ZM111 63V64H112ZM130 63V62H129ZM168 63V64H169ZM223 63V62H222ZM246 63H248V64H250L249 66H248V64L246 65ZM96 64V63H95ZM95 64H94V67H95ZM110 64V65H111ZM115 64V63H114ZM113 64V65H114ZM212 64V63H211ZM217 64V63H216ZM97 65V64H96ZM105 65V66H104ZM246 65V66H245ZM261 65H258V66H261ZM25 66V65H24ZM26 66H27V64H26ZM100 66V65H99ZM99 66H98V68H99ZM196 66H197V64H196ZM218 66H219V63H218ZM243 66L244 67H248V69H247V71L246 72H244L243 71ZM17 67V68H18ZM97 67V66H96ZM179 67V66H178ZM194 67V66H193ZM106 68H108V66H106ZM164 68V67H163ZM214 68H216V67H214ZM261 68V67H260ZM112 69H114V68H112ZM162 69V68H161ZM160 69V70H161ZM195 69H197V68H195ZM218 69V68H217ZM82 70H86V68H83ZM101 70V69H100ZM155 70V69H154ZM166 70V69H165ZM173 70V69H172ZM214 70V69H213ZM260 70V69H259ZM34 71H33V73H34ZM105 71V70H104ZM108 71H109V69H108ZM215 71V70H214ZM17 72V71H16ZM163 72V71H162ZM108 73H110V72H108ZM209 73V72H208ZM215 73V72H214ZM214 73H212V74H214ZM264 73V72H263ZM16 74V73H15ZM178 75V74H177ZM209 75V74H208ZM216 75V74H215ZM35 76V75H34ZM130 76V75H129ZM132 76V75H131ZM135 76H137V75H135ZM134 77V76H133ZM169 77V76H168ZM178 77V76H177ZM13 78H15L14 79V82L16 83V84H14L12 81H13ZM52 78V79H53ZM167 78V77H166ZM165 78V79H166ZM205 78V77H204ZM232 78V77H231ZM256 78H257V76H256ZM31 79V78H30ZM55 79V80H56ZM161 79V78H160ZM168 80V79H167ZM255 80V79H254ZM223 81V80H222ZM84 82V81H83ZM82 82V83H83ZM131 82V81H130ZM168 82V81H167ZM169 82H170V80H169ZM169 82H168V84H169ZM131 83H133V82H131ZM131 83H129V84H131ZM14 84V85H13ZM166 84V83H165ZM183 84H186V83H183ZM226 85H227V83H225ZM133 85V84H132ZM167 85V84H166ZM16 87L15 89H13V87ZM20 86V85H19ZM120 86V85H119ZM163 86V85H162ZM169 86H170V84H169ZM178 86V85H177ZM134 87V86H133ZM165 87V86H164ZM172 87V86H171ZM17 88L18 89H20V90H17ZM22 88V87H21ZM93 88V87H92ZM111 88V87H110ZM174 88V87H173ZM199 89V88H198ZM114 90V89H113ZM112 90V91H113ZM148 90V89H147ZM137 91V90H136ZM203 91H205V93H207L206 92V90H203ZM209 91V94L211 95V96H209L208 98L206 97V99H205V101H204V103H202L201 105L202 106H204V107H206L208 110H211V109H215V101H214V97H216V96H214L213 97V95H214V93H215V90H214V92L213 91H211V90H208ZM221 91V90H220ZM105 92V91H104ZM111 92V91H110ZM124 92V91H123ZM141 92V91H140ZM146 92V91H145ZM169 92H171V91H169ZM28 93V92H27ZM122 93V92H121ZM144 93V92H143ZM172 93V92H171ZM222 93H223V91L220 93V95H221V97H222V99H225L226 97L225 96H222ZM257 93V92H256ZM261 93V92H260ZM259 93V94H260ZM241 94V93H240ZM244 94V93H243ZM255 94V93H254ZM253 94V90H245V96H244V98L246 99H250V100H252V102H256L255 100V95ZM144 95V94H143ZM150 95V94H149ZM148 95V97H150ZM166 95V94H165ZM208 95V94H207ZM217 95V94H216ZM234 95V94H233ZM60 97H61V95H59ZM129 96V95H128ZM156 96V95H155ZM260 96V95H259ZM46 97L47 98H50L51 96L48 94V95H46ZM146 97V96H145ZM189 97H191V95H188V98ZM238 97V96H237ZM236 97V98H237ZM61 98H64V97H61ZM66 98H67V96H66ZM164 98V97H163ZM167 98V97H166ZM192 98V97H191ZM235 98V97H234ZM170 99V98H169ZM217 99V98H216ZM218 99H220V98H218ZM227 99V98H226ZM244 99V100H245ZM48 100V99H47ZM118 100H120V99H118ZM150 100V99H149ZM51 101V100H50ZM246 101V100H245ZM152 102V101H151ZM71 103V102H70ZM87 103V102H86ZM93 103V102H92ZM239 103V102H238ZM246 103V102H245ZM244 103V104H245ZM89 104V103H88ZM247 104H249V110H250V107H251V105H250V103L248 102ZM246 104V105H247ZM261 104V103H260ZM87 105V104H86ZM106 105V104H105ZM150 105H152V104H150ZM256 105H258V107L260 106L259 104H255V106H252V107H256ZM111 106H113V105H111ZM120 106V105H119ZM192 106V104L190 105V107ZM69 107H70V111H71V114L73 115V116H71V114L69 113L68 115H66V114H64L66 117L67 116H71V118L73 117L74 118V116L75 117H77V113L78 112H80L79 110V108H78V105L76 106L73 102H72V104L71 105H69ZM91 108H92V106H90ZM173 107V106H172ZM187 107V106H186ZM185 107V108H186ZM247 107V108H248ZM251 107V108H252ZM83 108H85L84 107V105H83V107H82V109ZM52 109V108H51ZM125 109V108H124ZM179 109V108H178ZM181 109V108H180ZM206 109V110H207ZM242 109V108H241ZM240 109V110H241ZM256 109H257V107H256ZM88 110V109H87ZM100 110V109H99ZM97 111V110H96ZM110 111V110H109ZM129 111V110H128ZM246 111V110H245ZM248 111V110H247ZM254 112L256 111V110H253ZM53 112V111H52ZM107 112V111H106ZM260 112V111H259ZM63 113V112H62ZM68 113V112H67ZM196 113V112H195ZM244 112L242 111V114H243ZM77 114V115H76ZM241 114V115H242ZM245 114V113H244ZM59 115V114H58ZM79 115H81V114H79ZM84 115V114H83ZM136 115V114H135ZM229 112H224V113H221L220 114V117H221V120L220 121H218L217 123H216V121H215V123H216V125H215V127H214V125H213V127L214 128H217V130H218V132H219V134H226V133H230V127H228V123L229 124H231L230 122H227V121H229V120H226V118H228L229 119ZM259 115V114H258ZM261 115V114H260ZM35 116V117H34ZM64 116V117H65ZM70 116H69V119H70ZM57 117V116H56ZM210 117V116H209ZM246 117L247 118H259V116H257L256 115V113L254 114V113H252V109H251V112L250 113H248L247 112V115H246ZM263 117V116H262ZM58 118V117H57ZM57 118L55 119L56 120V122H57ZM84 118V117H83ZM130 118V117H129ZM243 118V117H242ZM261 118V117H260ZM164 119V118H163ZM169 119V118H168ZM230 119H232V118H230ZM264 118H262L261 119V122L263 121V123H264V120H263ZM62 120V119H61ZM87 120V119H86ZM170 120V119H169ZM207 118H205V119H203V121H200V127H201V129L203 130V131H206L207 130ZM253 120V119H252ZM77 121V120H76ZM192 122H193V120H191ZM190 121V122H191ZM237 121V120H236ZM55 122V121H54ZM65 122V121H64ZM214 122V121H213ZM232 122V121H231ZM57 123H59V122H57ZM77 123H78V121H77ZM76 122H75V124H77ZM81 123H83V121H81ZM131 123H132V121H131ZM233 123V122H232ZM235 123V122H234ZM243 123V122H242ZM245 123V122H244ZM113 124V126H114V124H116V123H112ZM199 124V123H198ZM261 124V123H260ZM60 125H61V123H60ZM78 125V124H77ZM105 125V124H104ZM139 125V124H138ZM184 125H185V123H184ZM233 125V124H232ZM249 125V124H248ZM82 126V125H81ZM89 126V125H88ZM91 126V125H90ZM110 126V125H109ZM108 126V127H109ZM147 126V125H146ZM186 126V125H185ZM191 126V125H190ZM197 126L198 125H196L195 127L197 128ZM230 126V125H229ZM234 126V125H233ZM55 127V126H54ZM120 127V125H118V127L116 126V128H119ZM165 127V126H164ZM212 127V128H213ZM245 127V126H244ZM247 127V126H246ZM92 128V127H91ZM102 128V127H101ZM121 128V127H120ZM204 128H206V129H204ZM262 128H264V127H262V125L260 126H258V128L257 129H259V130H256V131H252L251 133H253V132H257V134H264V129H262ZM55 129H57V128H55ZM135 129H137V128H135ZM151 129V128H150ZM172 129V128H171ZM178 129V128H177ZM180 129V128H179ZM188 129V128H187ZM191 129V128H190ZM194 129V128H193ZM201 129H197V131L199 132V130H201ZM246 129V128H245ZM80 130H82V129H80ZM105 130V129H104ZM114 130H115V127H114ZM117 130H119V129H117ZM133 130H134V128H133ZM196 130V129H195ZM209 130H211V128L209 129ZM214 130V129H213ZM251 130V129H250ZM76 131V130H75ZM74 131V132H75ZM93 131V130H92ZM95 131V130H94ZM101 131V130H100ZM173 130H171V132H172ZM183 131V130H182ZM193 131V130H192ZM231 131H232V129H231ZM244 131H247V130H244ZM78 132V131H77ZM91 132V131H90ZM108 132V131H107ZM115 132H116V130H115ZM125 132V131H124ZM166 132H167V130H166ZM191 132V131H190ZM195 132V131H194ZM201 132V131H200ZM200 132H199V134H200ZM210 132V131H209ZM2 133H4V132H2ZM6 133V132H5ZM73 133V132H72ZM114 133V132H113ZM117 133V132H116ZM115 133V134H116ZM126 133V132H125ZM135 133H137V132H135ZM162 133H164V132H162ZM167 133H169V132H167ZM180 133V132H179ZM51 134H54L53 133V130H52V132H51ZM75 134V133H74ZM77 134V133H76ZM81 134V133H80ZM93 134V133H92ZM138 134V133H137ZM136 134V135H137ZM151 134V133H150ZM174 134V133H173ZM194 134V133H193ZM203 134H205L204 132H203ZM232 134V133H231ZM71 135H73V134H71ZM125 135V134H124ZM165 135V134H164ZM200 135H202V134H200ZM207 135V134H206ZM205 135V136H206ZM233 135V134H232ZM0 136H1V134H0ZM48 136H51V135H48ZM55 136V135H54ZM94 136H96V135H94ZM93 136V137H94ZM108 136V135H107ZM106 136V137H107ZM120 136V135H119ZM137 136H139V135H137ZM163 136V135H162ZM170 136V135H169ZM174 136H177V135H174ZM183 136V135H182ZM181 136V137H182ZM234 136V135H233ZM251 136H253V134L251 135ZM51 137H53V135L51 136ZM62 137H63V135H62ZM73 137H75L74 135H73ZM80 138H81V135L79 136ZM84 137V136H83ZM101 137V136H100ZM134 137H135V134H134ZM164 137V136H163ZM184 137V136H183ZM204 137V136H203ZM223 137V136H222ZM232 137V136H231ZM50 138V137H49ZM70 138V137H69ZM79 138V139H80ZM115 138V137H114ZM178 138V137H177ZM176 138V139H177ZM200 138H201V136H200ZM219 138V137H218ZM235 138V137H234ZM233 138V139H234ZM237 138H239V137H237ZM15 139V138H14ZM51 139L52 138H50L47 142L48 143H46V144H44V145H42V146H39L38 144H36L32 149L33 150H36L37 148H41V149H43V150H45L46 151V153H47V157H45V158H41V159H34V158H32V157H30L29 156V154H28V152H27V149H25L23 146H22V144L24 143V142H20V141H17V140H12V142H10V143H6V145L4 146V147H2V148H0V160H2L3 159V156H5L6 154L7 155H10L12 158H14V160H16L15 162H16V174L14 175L15 177H13V178H6L5 177V174L3 173V172H1L0 171V203L4 200V198L5 197H7L8 195H10V194H13V192H17L16 190H18V189H21V188H23L24 189V186H22V185H20V181H19V179L20 178H24V179H28L30 182V184H28V186L29 185H31V186H29V187H34L35 185H37V184H39L40 185V183H44V181H45V174H44V176H43V174L41 173V171H42V168H44V167H49V168H51V163H50V160H49V158H51V156L54 154V153H52V146L50 145V143H51ZM74 139V138H73ZM75 139H76V137H75ZM78 139V138H77ZM76 139V140H77ZM78 139V140H79ZM109 139V138H108ZM123 139V138H122ZM140 139H142V138H140ZM156 139H158V138H156ZM160 139H162V138H160ZM159 139V140H160ZM175 139V140H176ZM182 139V138H181ZM185 139V138H184ZM207 139V138H206ZM230 139V138H229ZM243 139V138H242ZM7 140V139H6ZM53 140V139H52ZM84 140V139H83ZM88 139H86L85 141H87ZM120 142H122L121 141V137H120ZM124 140V139H123ZM138 140V139H137ZM170 140V139H169ZM173 140V139H172ZM179 140V139H178ZM198 140H200V139H198ZM202 140V139H201ZM46 141V140H45ZM84 141V142H85ZM127 141V140H126ZM126 141H124V142H126ZM174 141V140H173ZM172 141V142H173ZM181 141V140H180ZM179 141V142H180ZM208 141H209V139H208ZM216 141V140H215ZM214 141V142H215ZM225 141V140H224ZM236 141H237V139H236ZM84 142H81V143H84ZM88 142V141H87ZM129 142V141H128ZM128 142H126L127 143V145H128ZM131 142V141H130ZM129 142V143H130ZM170 142V141H169ZM183 142V141H182ZM186 142V141H185ZM205 142H207V140L205 141ZM204 142V143H205ZM1 143V142H0ZM36 143V142H35ZM114 143V142H113ZM126 143H123V144H126ZM145 143V142H144ZM176 143V142H175ZM178 143V142H177ZM184 143V142H183ZM197 143V142H196ZM201 143L202 144H204L202 141H201ZM40 144V143H39ZM67 144V143H66ZM86 144V143H85ZM85 144H83V145H85ZM119 144V143H118ZM123 144H120V146L122 147V148H124L123 147ZM136 144H137V142H136ZM150 144V143H149ZM149 144H147V146H149ZM152 144V143H151ZM162 144H163V142H162ZM161 144V145H162ZM168 144V143H167ZM172 144V143H171ZM180 144V143H179ZM193 144V143H192ZM3 145V144H2ZM53 145H55L56 146V144H53ZM114 145V144H113ZM143 145H145V144H143ZM169 145V144H168ZM186 145V144H185ZM184 145V146H185ZM188 145V144H187ZM196 145V144H195ZM195 145L194 146H192V147H195ZM213 145V144H212ZM76 146H78V145H76ZM118 146V145H117ZM146 146V147H147ZM167 145H165V148H169V146H167ZM74 147V146H73ZM79 147V146H78ZM154 147V146H153ZM171 147V146H170ZM175 147V146H174ZM55 148V147H54ZM53 148V149H54ZM110 148V147H109ZM109 148H107V149H109ZM114 147H112V149H113ZM161 148V147H160ZM165 148L163 147V149L165 150ZM168 148L165 150V151H167L168 150ZM66 149H69V147L68 148H66ZM65 149V150H66ZM126 149V148H125ZM147 149V148H146ZM151 149H152V147H151ZM154 149H155V147H154ZM158 149V148H157ZM176 149H177V146H176ZM261 149H263V148H261ZM58 150V149H57ZM114 150H116V149H114ZM121 150V149H120ZM123 150V149H122ZM153 150V149H152ZM192 150V149H191ZM54 151V150H53ZM56 151V150H55ZM54 151V152H55ZM105 151H108V150H105ZM155 151V150H154ZM162 151V150H161ZM220 151V150H219ZM222 151V150H221ZM59 152V150L57 151V152H55L56 154ZM91 152V151H90ZM104 152V151H103ZM110 152V151H109ZM153 152V151H152ZM210 152H212V151H210ZM250 152V151H249ZM260 152V151H259ZM258 152V153H259ZM69 153V152H68ZM87 153V152H86ZM86 153H84V155L86 154ZM219 153V152H218ZM258 153L256 154V155H258ZM261 153V152H260ZM56 154H54V155H56ZM113 154H114V152H113ZM121 154V153H120ZM170 154V153H169ZM236 155H237V153H235ZM239 154V153H238ZM254 154H255V152H254ZM87 155V154H86ZM171 155V154H170ZM169 155V156H170ZM221 155V154H220ZM232 155H233V153H232ZM245 155V154H244ZM247 155V154H246ZM246 155L244 156V157H246ZM115 156V155H114ZM213 156V155H212ZM222 156V155H221ZM220 156V157H221ZM250 156H251V154H250ZM260 156V155H259ZM80 157V156H79ZM85 157V156H84ZM88 157H89V154H88ZM88 157H87V159H88ZM138 157H140V156H138ZM147 157V156H146ZM193 157H195V155L193 156ZM243 157V156H242ZM62 158V157H61ZM64 158V157H63ZM78 158V157H77ZM81 158H83V156L81 157ZM98 158V157H97ZM103 158H105V157H103ZM130 158V157H129ZM131 158H132V156H131ZM135 158V157H134ZM134 158H132V160L134 159ZM190 158H191V156H190ZM138 159V158H137ZM137 159H136V162H137ZM143 159V158H142ZM166 159V158H165ZM176 159V158H175ZM185 159H187V158H185ZM209 159V158H208ZM214 159V158H213ZM245 159V158H244ZM252 159V158H251ZM82 160V159H81ZM84 160V159H83ZM180 160V159H179ZM178 160V161H179ZM242 160V159H241ZM246 160V159H245ZM76 161V160H75ZM78 161H80V160H78ZM78 161H76V163H79ZM85 162H86V164L85 165H87V164H89L88 162L89 161H87L86 160V158H85V160H84ZM90 163H93L94 164V166L95 167H97L98 165V163H99V165L101 164V162H99V161H101L100 159H99V161H98V159L97 160H93L92 159V155L90 156ZM173 161V160H172ZM187 161V160H186ZM217 161V160H216ZM239 161H240V159H239ZM84 162V163H85ZM133 162H135V161H133ZM132 162V163H133ZM190 162V161H189ZM193 162V161H192ZM191 162V163H192ZM70 163H73V162H70ZM81 163V162H80ZM83 163V164H84ZM188 163V162H187ZM219 163V162H218ZM74 164V163H73ZM134 164H136V163H134ZM141 164V163H140ZM143 164V163H142ZM181 164V162L179 163V165ZM183 164H185L184 162H182V165ZM221 164V163H220ZM64 165V164H63ZM71 165L72 164H68V169H72V167H71ZM80 165V164H79ZM97 165V166H96ZM102 165V164H101ZM138 165V164H137ZM135 166V170H137L136 168H138L139 169V166ZM207 165V164H206ZM260 165H261V163H260ZM263 165V164H262ZM73 166V165H72ZM76 166V165H75ZM84 166V165H83ZM93 166V167H94ZM134 166V165H133ZM147 166V165H146ZM157 166V165H156ZM169 166H171V165H169ZM218 167H219V164L217 165ZM77 167V166H76ZM84 167H86V166H84ZM92 167V168H93ZM168 167V166H167ZM257 167H259V165H256L255 166V168H257ZM64 168V167H63ZM99 168V167H98ZM98 168H96V169H98ZM127 168V167H126ZM208 168V167H207ZM216 168V167H215ZM224 168V167H223ZM260 168V167H259ZM47 169V168H46ZM46 169H44V170H46ZM89 169V168H88ZM87 169V167H86V169L85 170H87L88 172H89V170ZM100 169V168H99ZM102 169V168H101ZM114 169V168H113ZM157 169H159V168H157ZM156 169V170H157ZM181 169V168H180ZM218 169V168H217ZM222 169V168H221ZM261 169V168H260ZM52 170H53V168H52ZM65 170V169H64ZM93 170V172H95V170L94 169H92ZM105 170H106V168H105ZM125 170V169H124ZM132 170H133V167H132ZM146 170V169H145ZM150 170H152V168L150 169ZM149 170V171H150ZM154 170V169H153ZM163 170V169H162ZM179 170V169H178ZM208 170H209V168H208ZM65 171H67V170H65ZM65 171H64V173H65ZM69 171V170H68ZM79 171V170H78ZM98 171V170H97ZM142 172H144L143 171V169L141 170ZM141 171H140V173H141ZM148 171V173L150 174V172ZM169 171H170V169H169ZM264 171V170H263ZM91 172V171H90ZM106 172V171H105ZM117 172V171H116ZM123 173L124 172H126V171H122ZM128 172V171H127ZM125 173L126 174V176H128L127 174L128 173ZM137 172V171H136ZM152 172V171H151ZM181 172V171H180ZM242 172V171H241ZM244 172V171H243ZM248 172H250V171H248ZM45 173H46V171H45ZM55 173V172H54ZM63 173V172H62ZM67 173H71L70 171L69 172H66L65 173V177L67 178V176L66 175H68ZM73 173H74V175L76 174V170L74 169L73 170ZM83 173V172H82ZM96 173V172H95ZM94 173V174H95ZM100 173H101V171H100ZM99 172H98V175L100 174ZM111 173V172H110ZM120 173V172H119ZM131 173V172H130ZM156 173H157V171H156ZM186 173V172H185ZM213 173V172H212ZM80 175H81V173H79ZM138 174V173H137ZM136 174V175H137ZM142 174V173H141ZM153 174V173H152ZM158 174V173H157ZM167 174V173H166ZM216 174V173H215ZM240 174H242V173H240ZM255 173H253V175H254ZM263 174V173H262ZM9 175H11V174H9ZM42 175V176H41ZM56 175V174H55ZM69 175H71V174H69ZM84 175V174H83ZM97 175V176H98ZM118 175V174H117ZM143 175V174H142ZM178 175V174H177ZM217 175V174H216ZM245 175V174H244ZM249 175H250V173H249ZM57 176V175H56ZM87 176L89 177V176H91L90 174H87ZM141 176V175H140ZM197 176V175H196ZM210 176V175H209ZM212 176V175H211ZM240 176V175H239ZM243 176V175H242ZM241 176V178H243ZM42 177V178H41ZM44 177V178H43ZM64 177V178H65ZM69 177V176H68ZM79 177V176H78ZM84 177L86 178V176L84 175ZM87 177V178H88ZM101 177V175H99V177L98 178H100ZM116 178L118 177V176H115ZM145 177V176H144ZM149 177V176H148ZM154 177V176H153ZM158 177V176H157ZM166 177H168V175L166 176ZM199 177H200V175H199ZM245 177V176H244ZM257 177V176H256ZM91 178L93 179V175H92V177H89L88 179H90L91 180ZM98 178H97V181H98ZM126 178V177H125ZM131 178V177H130ZM168 178H172V176L171 175H169V177ZM175 178V177H174ZM252 178V177H251ZM250 178V179H251ZM255 178V177H254ZM254 178L252 179V182L254 181ZM263 178H264V176H263ZM42 179H44V181H41ZM58 179V178H57ZM63 179V178H62ZM70 178H68V180H69ZM126 179H128V178H126ZM145 179H146V177H145ZM200 179V178H199ZM216 179V178H215ZM249 179V180H250ZM82 179L79 177L78 179H77V181H78V183L80 182V185L79 186H81V182H83L84 180H82ZM87 180V179H86ZM95 179H93V181H94ZM100 180V179H99ZM104 180V179H103ZM119 180H121L120 178H119ZM171 180V179H170ZM211 180V179H210ZM216 180H218V179H216ZM255 180H257V179H255ZM24 181V180H23ZM39 181H41V182H39ZM89 181V180H88ZM102 181V180H101ZM117 181H118V178H117ZM116 181V182H117ZM125 181V180H124ZM128 181H129V179H128ZM136 180H134V182H135ZM200 181V180H199ZM69 182H70V180H69ZM75 182V181H74ZM96 182V181H95ZM103 182V181H102ZM105 182V181H104ZM172 182V181H171ZM170 182V183H171ZM215 182V181H214ZM220 182V181H219ZM218 182V183H219ZM223 182V181H222ZM222 182H220V183H222ZM236 182L238 183V181H237V179H236ZM60 183V182H59ZM75 183H77V182H75ZM89 183V182H88ZM117 183H119V182H117ZM121 183H122V181H121ZM170 183H169V185H170ZM187 183V182H186ZM217 183V182H216ZM72 184L74 185V183H73V181H72ZM94 184V183H93ZM203 184V183H202ZM226 184V183H225ZM241 184H244V183H241ZM42 185V184H41ZM44 185H46L45 183H44ZM52 185H53V183H52ZM67 185V184H66ZM72 185V186H73ZM85 185V184H84ZM84 185H82L81 187H83ZM99 184L97 183V186H98ZM104 184H102V186H103ZM110 185V184H109ZM124 185V184H123ZM134 185V184H133ZM201 185V184H200ZM212 185V184H211ZM221 185V184H220ZM220 185L218 186L219 188H216V190L215 191H213L212 189V191H210V189H209V191H210V193H212L213 195L215 194V196L217 195L218 197L220 196V195H218V194H221V192H226V191H228V185L227 186H221L220 187ZM239 185V184H238ZM90 186V185H89ZM95 186V185H94ZM101 186V185H100ZM101 186V187H102ZM139 186V185H138ZM42 187H43V185H42ZM49 188L51 187V184L48 186ZM74 187V186H73ZM85 187V186H84ZM107 187H108V185H107ZM107 187H104V188H107ZM119 187V186H118ZM190 187V186H189ZM26 188V187H25ZM36 188V187H35ZM45 188H47V187H45ZM44 188V189H45ZM54 188V187H53ZM99 188V187H98ZM104 188H102V190H101V195H103V194H106V193H103L102 194V191H104L103 189ZM114 188L115 187H110L109 186V188H108V191H109V189L111 190V191H113L112 193L114 194V192H117L116 190L114 191ZM37 189V190H36ZM35 190L36 191H38V190H40V189H42L41 188V186H39V188H36ZM84 189V188H83ZM93 189V188H92ZM95 190H96V187L94 188ZM123 189V188H122ZM208 189V188H207ZM34 189H33V191H35ZM47 190H48V188H47ZM98 190V189H97ZM106 190V189H105ZM186 190V189H185ZM185 190H183V191H185ZM206 190V189H205ZM35 191V192H36ZM51 191V190H50ZM49 191V192H50ZM86 191V190H85ZM128 191V190H127ZM140 191V190H139ZM159 191V190H158ZM192 191H193V189H192ZM21 192H24V191H21ZM66 192V191H65ZM89 193L91 192V191H88ZM166 192V191H165ZM175 192V191H174ZM178 192V191H177ZM186 192L187 191H185V194H186ZM195 192V191H194ZM208 192V191H207ZM34 193V192H33ZM72 193H73V191H72ZM92 193V192H91ZM98 193L100 194V191H98ZM97 193V194H98ZM109 193H111V192H109ZM118 193V192H117ZM116 193V194H117ZM121 193V192H120ZM142 193H143V190H142ZM216 193H218V194H216ZM228 193V192H227ZM230 193V192H229ZM232 193V192H231ZM31 194V193H30ZM29 194V195H30ZM52 194H54V193H52ZM76 194V193H75ZM88 194V193H87ZM86 193H85V195H87ZM108 194V193H107ZM141 194V193H140ZM140 194H138V195H140ZM171 194V193H170ZM185 194H182V195H185ZM195 194V193H194ZM208 194V193H207ZM35 195V194H34ZM39 195V194H38ZM51 195V194H50ZM59 195V194H58ZM65 195V194H64ZM66 195H68V193L66 192ZM70 195H71V193H70ZM93 195V194H92ZM96 194L94 193V196H95ZM136 195V194H135ZM144 195H145V192H144ZM230 195V194H229ZM234 195H235V197H237V199H238V195L237 194H235L234 193ZM240 195V194H239ZM245 195H247V194H243L242 196H245ZM13 196V195H12ZM28 196V195H27ZM27 196L26 195H24L23 197H26L27 198ZM36 196V195H35ZM48 196V195H47ZM52 196L53 195H51V197L49 196V197H45V195H44V197L46 198V202L48 201L47 199H51L52 198ZM55 196H56V194H55ZM63 196V195H62ZM75 196V195H74ZM73 196V197H74ZM122 196V195H121ZM128 196V195H127ZM146 196V195H145ZM196 196V195H195ZM195 196H193V195H191L190 193L187 195L186 194V199H184L183 200V202H180V203H182L181 205H178V208H177V211L178 210H180V209H182L183 211H184V213H185V215H188V214H192L191 215V217L193 216V218H194V216H195V214L196 213H204L203 211L205 210V208H203L204 207V205L202 204V203H195V201H196V198H195ZM241 196V195H240ZM250 196V195H249ZM249 196H246L244 199L245 200H248V202L247 201H245L246 202V204L248 203V204H250L249 203V201L252 199V198H250ZM252 196H254V195H252ZM262 196H263V198H264V195L262 194ZM262 196H260L259 195V198H261ZM16 197H19V196H16ZM32 199H33V196H30ZM68 197V196H67ZM87 197V196H86ZM89 197L91 198V195H89ZM119 197V196H118ZM13 198V197H12ZM22 198V197H21ZM21 198H19V199H21ZM25 198V199H26ZM29 198V197H28ZM26 199L27 201L30 199ZM39 198H40V195H39ZM79 198H80V196H79ZM94 198L95 197H92V199L94 200ZM104 198H105V200H106V197L104 196ZM107 198H108V196H107ZM114 198H115V196H114ZM114 198L112 199V198H110V199H112V200H114ZM123 198V197H122ZM188 198H190V199H188ZM209 198H211V197H209ZM216 198V197H215ZM214 198V199H215ZM220 198V197H219ZM222 198V197H221ZM241 198H243V197H241ZM258 198V197H257ZM262 198V201H261V203H263V199ZM25 199H21V201L23 200V201H25ZM35 199H37L36 197H35ZM53 199H55L54 197H53ZM53 199H51L50 201H52ZM70 198L68 197V200H69ZM77 199V198H76ZM121 199V198H120ZM237 199H235V198H231V197H226V198H224V200H223V202L221 201V202H219V200L217 199L216 201L214 200L213 202H218V206H217V204L216 203H214V207L215 208H212V209H215L214 211H215V213H213L212 215V218H209V216H211V215H209L208 216V219L209 220H211V224H210V226H211V233H210V231L207 233H204V231L203 232H194V234L196 233V235H192L191 236V234H189L188 233V231H185V232H187L188 234H187V236L186 237H188V235H190L189 236V238H188V242L190 243V245H188L187 243V245H188V248H191L192 249V251H191V253H192V256L193 257H195V256H198V257H195V260L194 259H191L190 258V260H193V263H194V261H198L197 263L198 264H251V262H249L247 259H244V257L243 256H241V254H240V251L239 252H236L237 251V249L238 248H241V246L239 247V242L241 243L242 241H241V239H242V236L243 235H245L246 233H247V229H246V227H245V230L246 231H244L245 232V234H243V232L241 231H239V229L240 230H242L241 228H242V226H239V225H237L238 226V229H236V230H238V231H236L237 232V234L239 235L238 237H228V236H226V235H224L223 233H222V229L224 228L223 226H222V224L224 223V222H226V221H228V220H230L231 219V214H233V213H236V211H235V209H236V207L237 206H239L238 205V201H237ZM240 199V198H239ZM255 199V198H254ZM254 199H252V201L254 200ZM68 200H66V201H68ZM96 200H98V199H96ZM95 200V201H96ZM102 200H104L103 198H102ZM101 200V201H102ZM109 200V199H108ZM256 200V199H255ZM254 200V202L255 203H257L256 201ZM7 201V200H6ZM16 201H17V199H16ZM22 201V202H23ZM30 202H32L31 200H29ZM50 201H49V205H50ZM63 201V200H62ZM80 201V200H79ZM90 202H91V200H89ZM127 201V200H126ZM237 201V202H236ZM244 201V200H243ZM260 201H258V202H260ZM37 202H38V199H37ZM36 202V203H37ZM53 202V201H52ZM55 202V201H54ZM105 202V201H104ZM242 202V201H241ZM19 203V202H18ZM17 203V204H18ZM26 204H28L27 202H25ZM48 203V202H47ZM72 203V202H71ZM70 203V204H71ZM82 203V202H81ZM96 203H97V201H96ZM99 203H103V202H99ZM122 203H124V202H122ZM157 203V202H156ZM177 203V202H176ZM179 203V202H178ZM220 203V204H219ZM244 203V202H243ZM261 203H259V205L261 204ZM20 204V203H19ZM24 204V203H23ZM39 204V203H38ZM46 204V203H45ZM92 204H94V203H92ZM209 204H212V203H209ZM208 203H207V205H209ZM245 203L243 204L244 206L246 205ZM247 204V205H248ZM40 205V204H39ZM38 205V206H39ZM48 205V206H49ZM73 205V204H72ZM72 205H70V206H72ZM75 205V204H74ZM73 205V206H74ZM86 205V204H85ZM256 205V204H255ZM31 206V205H30ZM41 206V205H40ZM39 206V207H40ZM44 205H42V207H43ZM81 206V205H80ZM88 206H89V204H88ZM174 206H175V204H174ZM173 206V207H174ZM211 206V205H210ZM236 206V207H235ZM243 206V207H244ZM24 207H27V206H24ZM24 207H22V208H24ZM69 207V206H68ZM147 207V210L149 209V207H150V205H147L146 206ZM175 207H177V205L175 206ZM174 207V208H175ZM208 207V206H207ZM206 207V211H207V208ZM240 207V206H239ZM242 206H241V208H243ZM264 207V206H263ZM10 208V207H9ZM29 207H27V209H28ZM35 208H37V207H35ZM34 208V209H35ZM65 208V207H64ZM92 208H93V206H92ZM92 208H90V209H92ZM100 209L102 208V207H99ZM124 208V207H123ZM173 208V209H174ZM210 208V207H209ZM238 208V207H237ZM251 208V209H250ZM258 208V207H257ZM261 207H259V209H260ZM1 209V208H0ZM25 209V208H24ZM40 209V208H39ZM72 209V208H71ZM77 208L75 207V209H74V211L76 210ZM83 209V208H82ZM89 209V208H88ZM87 209V210H88ZM97 209V207H95V209H94V211H95V213H96V211H98V210H96ZM99 209V211L98 212H102L103 210H105V213H104V215L106 214V216H105V218L107 219V217L108 218H113V217H115V216H113L112 214V216L110 215V213H108V211H109V209H108V211L106 210V209H103L102 211ZM121 209H122V207H121ZM120 209V210H121ZM130 209V208H129ZM176 209V208H175ZM211 209V208H210ZM240 209V208H239ZM238 209V210H239ZM246 209H248V207L246 208ZM249 209L250 210H248V211H250V212H252L254 209H252V206L250 207L249 206ZM13 210V209H12ZM81 210V209H80ZM93 210V209H92ZM117 210H119V209H117ZM162 210V209H161ZM241 210H243V209H240V211ZM252 210V211H251ZM261 210H262V208H261ZM264 210V209H263ZM9 211H10V209H9ZM25 211H27V210H25ZM35 211V210H34ZM33 211V212H34ZM37 211V210H36ZM73 211V210H72ZM107 211V212H106ZM125 211V210H124ZM123 211V212H124ZM159 211V210H158ZM211 211V210H210ZM240 211H237V213L238 212H240ZM3 212H5V211H3ZM11 212V211H10ZM29 212V211H28ZM32 212V213H33ZM77 212H78V209H77ZM76 212V213H77ZM82 212V211H81ZM91 212H93V211H91ZM97 212V213H98ZM244 213L246 212V211H243ZM243 212H242V214H243ZM260 212V211H259ZM262 212V211H261ZM63 213V212H62ZM179 213V212H178ZM210 213V212H209ZM247 213V212H246ZM263 213V212H262ZM1 214V213H0ZM27 214V212L25 213V215ZM29 214H30V212H29ZM61 214V213H60ZM74 214V213H73ZM91 214V213H90ZM93 214V213H92ZM110 216H109V215ZM135 214V213H134ZM172 214V213H171ZM194 214V215H193ZM2 215V214H1ZM5 215V214H4ZM69 215H70V213H69ZM102 215H103V213H102ZM108 215V216H107ZM120 215H122V213H120L119 214V216ZM144 215V214H143ZM170 215V214H169ZM177 215V214H176ZM251 215V214H250ZM259 215H261V214H259V213H257L256 214V216H258L259 217ZM264 214H262V216H263ZM88 216H90V215H88ZM88 216H86V217H88ZM124 216V215H123ZM139 216V215H138ZM181 216L183 217V214H181ZM205 216V215H204ZM236 216V215H235ZM243 216V215H242ZM249 216V215H248ZM252 216V215H251ZM251 216H249V217H251ZM256 216H254V217H256ZM262 216H260V218H258L259 220H261L262 221V219H263V217ZM1 218H3L4 216L2 215V216H0ZM11 217V216H10ZM20 217H22V216H20ZM83 217V216H82ZM118 217V216H117ZM173 217V216H172ZM175 217V216H174ZM237 217H239L238 215H237ZM249 217H248V220H249ZM253 217V218H254ZM24 218V217H23ZM59 218V217H58ZM80 218V217H79ZM99 218H102V217H99ZM104 217L102 218V219H105ZM110 218V219H111ZM123 218V217H122ZM126 218V217H125ZM139 217H137V219H138ZM146 218H148V217H146ZM151 218H153V217H151ZM241 218V217H240ZM240 218H239V220H240ZM242 218H244V217H242ZM14 219V218H13ZM17 219V218H16ZM65 219V218H64ZM74 219V218H73ZM78 219V218H77ZM86 219H88V218H86ZM102 219H100V220H102ZM136 219V220H137ZM150 219V218H149ZM167 219V218H166ZM165 218H163L161 221V224L163 223V224H165V223H167V220H166ZM179 219H181V218H179ZM178 219V220H179ZM199 219V218H198ZM207 219V220H208ZM20 220V219H19ZM107 220H109V219H107ZM107 220H104L105 222H108ZM113 220H114V218H113ZM123 220V219H122ZM121 220V221H122ZM140 220V218L137 220V221H139ZM142 220V219H141ZM176 220V219H175ZM190 220V219H189ZM206 220V221H207ZM208 220V221H209ZM248 220L244 223V225H246V224H248L249 222H248ZM250 220H251V218H250ZM257 220V219H256ZM259 220L258 221H256V222H259ZM14 221V220H13ZM85 221V220H84ZM83 221V222H84ZM115 221V222H114ZM114 221H112L111 222V220H110V222L111 223H109V224H112L113 223V226L115 225V223H116V220H114ZM143 221V220H142ZM149 221H152V219L151 220H149ZM182 221H185L184 219L182 220ZM207 221V222H208ZM238 221V220H237ZM245 220H243V222H244ZM255 221V220H254ZM260 221V222H261ZM17 222V221H16ZM19 222V221H18ZM23 222V221H22ZM82 222V224L80 223V221L78 222H76L77 223V225H78V223L80 224V229H83L82 228V226L81 225H84V223ZM87 222V221H86ZM139 222H141V221H139ZM144 222V221H143ZM158 222V221H157ZM234 222V221H233ZM232 222V223H233ZM25 223V222H24ZM75 223V222H74ZM176 223V227H177V223H178V229L180 228V226H179V223H180V221L179 222H175ZM201 223V222H200ZM255 223V222H254ZM262 223V222H261ZM260 223V224H261ZM12 224V223H11ZM86 224H88V222L86 223ZM85 224V225H86ZM97 224V223H96ZM107 225H108V223H106ZM105 224V225H106ZM117 224V223H116ZM169 223H167V225H168ZM171 225H172V223H170ZM181 224V223H180ZM205 224V223H204ZM228 224H231L230 223V221H229V223ZM235 224V223H234ZM242 224V223H241ZM240 224V225H241ZM263 224V223H262ZM13 225V224H12ZM20 225V224H19ZM35 225V224H34ZM76 224H75V226H77ZM84 225V226H85ZM104 225V226H105ZM130 226H128V228L126 227V231L127 232H121V233H128V232H130V235H131V241L133 242V244H131L130 243V241L128 240V245L129 246H134V248H129V249H131V250H127V248L126 247H122V249H121V247H119L115 242H113L112 240L110 241V238H108V239H106V242H104V246L106 245V248H107V251H108V255L107 256H103V260H100L99 261V263L100 262H104V264H121V262H125V263H127L128 264V262H130V261H124L123 259V257H127V259L128 260H130L128 257H131L132 255H134L135 253H137L138 254V249L139 248H137V246H139V244L137 243V242H139V239L138 240H136L134 237L135 236H133L134 234H133V232H134V230H136L137 229V227H136V229H135V227L133 228V225H131V224H129ZM139 225H141V223L139 224ZM251 225V224H250ZM250 225H247V227L248 226H250ZM254 225V224H253ZM256 225H257V223H256ZM256 225H255V227H256ZM16 226V225H15ZM21 226V225H20ZM28 226V225H27ZM31 226V225H30ZM79 226V225H78ZM77 226V227H78ZM91 226V225H90ZM98 226V225H97ZM102 226L103 225H101V227H100V230H101V228H102ZM109 226V225H108ZM112 226V227H113ZM135 226V225H134ZM166 226V225H165ZM232 225H230V227H231ZM260 226H262V225H260ZM52 227V226H51ZM142 227V226H141ZM155 227V226H154ZM174 227V226H173ZM175 227V228H176ZM181 227L182 228H184L183 227V225H181ZM197 227V226H196ZM205 227V226H204ZM221 227H223L222 229H221ZM235 227H236V225H235ZM244 227V226H243ZM257 227H258V225H257ZM26 228H28V227H26ZM33 228V227H32ZM85 228V227H84ZM87 228H88V226H87ZM104 228V227H103ZM117 228V227H116ZM120 228V227H119ZM118 228V229H119ZM144 228V227H143ZM165 228V227H164ZM166 228H167V226H166ZM165 228V229H166ZM170 228H171V226H170ZM181 228V229H182ZM206 228V227H205ZM237 228V227H236ZM250 228H251V226H250ZM263 228H264V226H263ZM29 229V228H28ZM52 229V228H51ZM51 229H49L50 231H51ZM106 229H108V227L106 228ZM116 230L115 232L117 233L119 230ZM122 229V228H121ZM129 231H128V230ZM161 229V228H160ZM163 229V228H162ZM178 229H174V230H178ZM181 229H179V230H181ZM186 229V228H185ZM244 229V228H243ZM19 230H20V228H19ZM109 230H110V228H109ZM114 230H115V227H114ZM138 230V229H137ZM140 230V229H139ZM173 230V231H174ZM178 230V231H179ZM187 230V229H186ZM199 230V229H198ZM203 230H204V228H203ZM206 230V229H205ZM258 230V229H257ZM261 230H263V229H261ZM22 231V230H21ZM45 231V230H44ZM49 231V232H50ZM84 231V230H83ZM88 231V230H87ZM111 231V230H110ZM121 231H123V230H121ZM161 231V230H160ZM177 231V232H178ZM183 231V230H182ZM224 231H226V230H224ZM264 231V230H263ZM55 232V231H54ZM57 232V231H56ZM63 232V231H62ZM64 232H66V231H64ZM84 232H86V231H84ZM90 231H88V233H89ZM104 232H106V230L104 231L103 230V233ZM164 232H166V231H164ZM168 232V231H167ZM180 232V231H179ZM252 232H253V230H252ZM252 232H248L247 233V235H248V238L252 241V239L256 236H253L254 234H257L258 233V231H257V233H252ZM255 232H256V230H255ZM68 233V232H67ZM78 233V232H77ZM81 233V232H80ZM83 233V232H82ZM87 233V232H86ZM100 233H102V231L100 232ZM106 233H108V232H106ZM111 233V235H112V232H110ZM116 233H114V234H116ZM119 233V232H118ZM135 233L137 234L138 232L137 231H135ZM156 234H158L157 232H155ZM161 233V232H160ZM182 233V232H181ZM198 233V234H197ZM227 233V232H226ZM233 233V232H232ZM231 233V234H232ZM249 233H252V236H253V238H251L250 236V234ZM263 233V232H262ZM36 234V233H35ZM41 234V233H40ZM48 234V233H47ZM92 234V233H91ZM166 234V233H165ZM175 234H176V232H175ZM180 234V233H179ZM183 234V233H182ZM243 234V235H242ZM261 234V233H260ZM259 234V235H260ZM2 235H4V234H2ZM51 235H53V233L52 234H48V236L50 237ZM82 235V234H81ZM84 235H85V233H84ZM83 235V236H84ZM89 235V234H88ZM116 235H118V236H120V234H116ZM125 235V234H124ZM128 235H129V233H128ZM228 235H230V234H228ZM246 235V236H247ZM250 235V236H249ZM261 235H263V234H261ZM47 236V237H48ZM68 236V237H67ZM69 233H68V235H66L65 236V239H66V237L67 238H69ZM82 236V237H83ZM110 236V235H109ZM153 236V235H152ZM156 236V235H155ZM159 236V235H158ZM176 236H178V235H176ZM183 236V237H182ZM184 236H185V233H184V235H181V237H182V239L184 238ZM29 237V236H28ZM56 237V236H55ZM63 237V236H62ZM72 237V236H71ZM86 238H87V236H85ZM98 237H99V235H98ZM101 238H102V235L100 236ZM106 238L108 237V236H105ZM130 237V236H129ZM129 237H126L125 239H128ZM136 237H137V235H136ZM150 237V236H149ZM160 237V236H159ZM158 237V238H159ZM260 237H262V236H260ZM259 236H257V239H259L260 238ZM263 237H264V235H263ZM15 238V237H14ZM91 238V237H90ZM89 238V239H90ZM103 238H104V236H103ZM155 238H157V237H155ZM161 238V237H160ZM171 238H173V237H171ZM175 238V237H174ZM59 239V238H58ZM70 239V238H69ZM100 239V238H99ZM122 239H124V238H120V239H115V240H121L120 242L122 243ZM151 239H153V238H151ZM151 239H150V242H151ZM255 239V238H254ZM256 239V240H257ZM52 240V239H51ZM56 240H57V238H56ZM82 240V244H79V240H78V242L74 245V248H79L80 247V249L81 248H83L84 246H83V244L84 243H87V245L89 244V242L87 241V239H85V241H84V239H81ZM91 240V239H90ZM243 240H245V239H243ZM261 240H263V238L261 239ZM261 240H260V242H261ZM20 241V240H19ZM58 241V240H57ZM83 241H84V243H83ZM116 241V242H117ZM117 242V243H119L120 244V242ZM123 241H125V240H123ZM258 241V240H257ZM92 242H93V240H92ZM91 242V243H92ZM146 242V244L147 243H150L149 241L147 242V240L145 241ZM177 242H178V240H177ZM244 242V241H243ZM43 243V242H42ZM65 244H66V242H64ZM106 243V244H105ZM127 243H126V245H127ZM142 243V242H141ZM140 243V247L142 246V244ZM144 243V242H143ZM64 244V245H65ZM67 244H69L68 242H67ZM96 244V243H95ZM171 244H173V243H171ZM171 244H170V247L172 248V246H171ZM204 245V248H205V250L206 251H204V252H206V253H199V251H197V250H200V249H198L199 247V245ZM247 245H248V243H246ZM250 244V243H249ZM44 245V244H43ZM42 245V246H43ZM92 245V244H91ZM127 245V246H128ZM150 246H151V244H149ZM167 245V244H166ZM165 245V246H166ZM180 245V244H179ZM241 245H242V243H241ZM67 246V245H66ZM94 246H96V245H94ZM124 246V245H123ZM147 246V245H146ZM152 246H153V244H152ZM156 246H159L158 244L156 245ZM162 246V245H161ZM161 246H159V247H161ZM181 246V245H180ZM189 246H191V247H189ZM39 247V246H38ZM44 247V246H43ZM63 247V246H62ZM67 247H69V246H67ZM70 247H73V245L71 246L70 245ZM69 247V248H70ZM85 247H88V246H85ZM158 247V248H159ZM164 247V246H163ZM167 247H169V246H167ZM174 247V246H173ZM176 247V246H175ZM198 247V248H197ZM242 247H243V245H242ZM32 248V247H31ZM61 248V247H60ZM72 249V248H70L71 249V251L72 252H74L75 253V249ZM149 248H151V247H149ZM153 248V247H152ZM157 249V247H154V249ZM162 248V247H161ZM160 248V249H161ZM170 248V249H171ZM180 249H181V247H179ZM183 248V247H182ZM186 248H187V246H186ZM193 248H194V250L196 251H194L193 250ZM248 248H250V246H248ZM2 249V247L0 248V250ZM43 249V248H42ZM88 249H89V247H88ZM97 249V248H96ZM101 249H104V247L103 248H101ZM164 249H166V248H164ZM179 249V250H180ZM190 249V250H191ZM197 249V250H196ZM40 250V249H39ZM58 250H59V248H58ZM61 250H63V249H61ZM98 250V249H97ZM140 250V249H139ZM145 251H146V249H144ZM158 250V249H157ZM157 250H155V251H157ZM168 250V249H167ZM173 252H174V248H172L171 249ZM178 250V249H177ZM178 250V251H179ZM186 250V249H185ZM190 250H188L187 251V254L188 253H190L189 251ZM255 250H257V249H255ZM3 250H1L0 252H2ZM67 251V250H66ZM86 251H90V250H86ZM95 251V250H94ZM102 251V250H101ZM100 251V252H101ZM149 251V250H148ZM161 251H163V250H161ZM160 250H159V252L162 254V253H164V252H161ZM165 251V250H164ZM183 250H181V252H182ZM200 251H202V250H200ZM245 251V250H244ZM247 251H248V249H247ZM5 252V251H4ZM23 252V251H22ZM49 252V251H48ZM81 252V251H80ZM82 252H84V253H86L85 251H82ZM96 252V251H95ZM140 252H142V251H140ZM151 252H152V249H151ZM193 252L194 253H196V255L194 254L193 255ZM199 253V255L200 254H202V255H197L198 253ZM3 253V252H2ZM2 253H0V257L2 256L1 254ZM35 253V252H34ZM41 253V252H40ZM69 253V252H68ZM73 253V254H74ZM103 253V251L101 252V254ZM104 253H105V251H104ZM146 253V252H145ZM149 253V252H148ZM147 253V254H148ZM157 252H155V254H156ZM167 253H168V251H167ZM183 253V252H182ZM242 253H243V251H242ZM250 253H252L251 251H250ZM263 252H261V259H262V261H263V264H264V255L262 254ZM7 254V253H6ZM28 254V253H27ZM37 254V253H36ZM58 254V253H57ZM95 254V253H94ZM105 254H107V252L105 253ZM136 254V255H137ZM141 254H143V253H141ZM152 253H150L149 255H151ZM154 254V253H153ZM240 254V255H239ZM248 254V253H247ZM9 255V254H8ZM7 255V256H8ZM52 255V254H51ZM66 255V254H65ZM80 255V254H79ZM78 255V256H79ZM92 255H93V253H92ZM92 255H91V257H92ZM98 255V254H97ZM104 255V254H103ZM139 255V254H138ZM174 255V254H173ZM184 255V254H183ZM191 255V254H190ZM238 255H239V257H238ZM242 255H244V254H242ZM259 255V256H260ZM37 256V255H36ZM81 256V255H80ZM79 256V257H80ZM102 256V255H101ZM175 256V255H174ZM173 256V257H174ZM176 256H177V254H176ZM180 256V255H179ZM179 256H177V257H179ZM185 256V255H184ZM248 256V255H247ZM3 257V256H2ZM9 257V256H8ZM32 257H33V255H32ZM32 257H31V259H32ZM38 257V256H37ZM99 257V256H98ZM171 257V256H170ZM169 257V258H170ZM173 257H171V258H173ZM241 257V258H240ZM11 258V257H10ZM35 258V257H34ZM33 258V259H34ZM60 258V257H59ZM65 258V257H64ZM69 258V257H68ZM101 258V257H100ZM123 258V259H122ZM144 258V257H143ZM168 258V259H169ZM170 258V259H171ZM174 258H176V257H174ZM187 258V261H188V259H189V257L187 256L186 257ZM196 258H198V260L196 259ZM5 259V258H4ZM3 258H2V260H1V258H0V260L1 261H3L4 260ZM12 259V258H11ZM96 259V258H95ZM135 259V258H134ZM142 259V258H141ZM145 259V258H144ZM178 259V258H177ZM240 259H242L240 262H239V260ZM260 259V258H259ZM9 260V259H8ZM37 260V259H36ZM55 260V259H54ZM93 260V259H92ZM149 260V259H148ZM166 260H167V258H166ZM175 260V259H174ZM48 261V260H47ZM66 261V260H65ZM96 261H97V259H96ZM134 261V260H133ZM146 261V260H145ZM158 261V260H157ZM160 261V260H159ZM168 261V260H167ZM172 261H173V259H172ZM179 261H182V259H181V257H180V260ZM4 262V261H3ZM11 262V261H10ZM51 262V261H50ZM69 262V261H68ZM76 262V261H75ZM135 262V261H134ZM147 262V261H146ZM155 262V261H154ZM177 262V261H176ZM239 262V263H238ZM27 263V262H26ZM133 263V262H132ZM145 262H142V263H140V262H137V263H133V264H144ZM157 263V262H156ZM162 263V262H161ZM187 263H191V261H189V262H187ZM196 263V262H195ZM196 263V264H197ZM259 263V262H258ZM2 264V263H1ZM3 264H5V263H3ZM30 264V263H29ZM37 264V263H36ZM102 264V263H101ZM131 264V263H130ZM145 264H147V263H145ZM163 264H165V263H163ZM166 264H168L167 262H166ZM171 264V263H170ZM174 264H176V263H174ZM260 264V263H259Z\"/></svg>", "mask_w": 264, "mask_h": 264}, {"label": "crops", "instance_id": "obj_3", "mask_svg": "<svg viewBox=\"0 0 264 264\" xmlns=\"http://www.w3.org/2000/svg\"><path fill=\"white\" fill-rule=\"evenodd\" d=\"M11 0H2L1 2H0V4H2V3H6V2H10ZM35 0H33V2H34ZM104 1V0H103ZM113 1H115V0H113ZM261 1V4H260V2H255V3H253L252 4V8H259V7H262L263 9H264V0H263V2H262V0H260ZM87 2H90L89 0L87 1ZM108 2H112L111 0H108ZM42 3H44V0H42ZM256 6V7H255ZM31 9H32V7H31ZM36 9V8H35ZM41 8H38V10H40ZM0 10H1V5H0ZM34 10V9H33ZM253 33H254V36H256V37H260V38H264V12L262 13V15H261V17H260V19L258 20V21H256L255 22V24H254V29H253ZM194 104H197V103H194Z\"/></svg>", "mask_w": 264, "mask_h": 264}, {"label": "trees", "instance_id": "obj_4", "mask_svg": "<svg viewBox=\"0 0 264 264\" xmlns=\"http://www.w3.org/2000/svg\"><path fill=\"white\" fill-rule=\"evenodd\" d=\"M2 0H0V2H1Z\"/></svg>", "mask_w": 264, "mask_h": 264}]
</instances>
